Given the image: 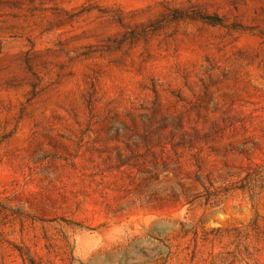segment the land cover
<instances>
[{
    "label": "rangeland",
    "instance_id": "obj_1",
    "mask_svg": "<svg viewBox=\"0 0 264 264\" xmlns=\"http://www.w3.org/2000/svg\"><path fill=\"white\" fill-rule=\"evenodd\" d=\"M0 264H264V0H0Z\"/></svg>",
    "mask_w": 264,
    "mask_h": 264
}]
</instances>
